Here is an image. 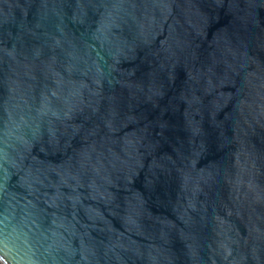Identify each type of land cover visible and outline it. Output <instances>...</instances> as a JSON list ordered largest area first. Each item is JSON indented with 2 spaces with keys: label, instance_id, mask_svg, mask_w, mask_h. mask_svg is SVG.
Returning a JSON list of instances; mask_svg holds the SVG:
<instances>
[{
  "label": "water",
  "instance_id": "1",
  "mask_svg": "<svg viewBox=\"0 0 264 264\" xmlns=\"http://www.w3.org/2000/svg\"><path fill=\"white\" fill-rule=\"evenodd\" d=\"M0 264H264V0H0Z\"/></svg>",
  "mask_w": 264,
  "mask_h": 264
}]
</instances>
